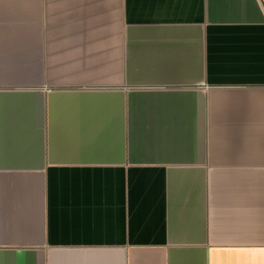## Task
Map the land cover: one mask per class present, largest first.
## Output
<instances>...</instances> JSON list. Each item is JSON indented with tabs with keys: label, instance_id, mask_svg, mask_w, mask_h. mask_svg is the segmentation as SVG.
<instances>
[{
	"label": "crops",
	"instance_id": "crops-1",
	"mask_svg": "<svg viewBox=\"0 0 264 264\" xmlns=\"http://www.w3.org/2000/svg\"><path fill=\"white\" fill-rule=\"evenodd\" d=\"M0 264H264V0H0Z\"/></svg>",
	"mask_w": 264,
	"mask_h": 264
}]
</instances>
